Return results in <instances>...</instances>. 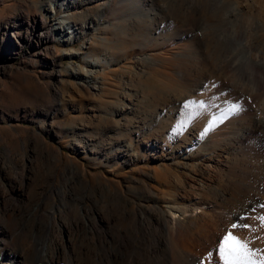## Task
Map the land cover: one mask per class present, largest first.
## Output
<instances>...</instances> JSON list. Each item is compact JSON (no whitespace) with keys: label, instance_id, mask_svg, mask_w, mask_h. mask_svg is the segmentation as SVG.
<instances>
[{"label":"rangeland","instance_id":"obj_1","mask_svg":"<svg viewBox=\"0 0 264 264\" xmlns=\"http://www.w3.org/2000/svg\"><path fill=\"white\" fill-rule=\"evenodd\" d=\"M47 1L0 0V211L3 223L19 230L7 235L10 250L25 253L31 244L35 251L25 264H63L77 257L76 249L99 246L102 230L139 236L143 228L154 230L156 215L170 214L175 204L186 212H176L182 224L173 244L190 252L177 256V264H221L218 248L229 231L264 259V122L259 140L237 150L233 174L196 155L187 131L193 124L205 130L208 121L195 118L201 111L194 100L202 96L206 115L221 110L218 122L226 130L264 118V69L262 88L252 92L234 67L245 60V44L252 56L263 54L264 0H155L165 7L167 30L180 29L183 61L171 58L169 34H156L141 18L147 1L113 0L117 16L102 15L105 24L86 28L83 37L38 39L34 32L59 22L47 14H65ZM82 4L66 13L81 14L77 26L97 22L98 2ZM110 60L111 69H104ZM77 71L95 76L94 88ZM188 83L200 92L184 108L170 96ZM233 105L239 110L230 111ZM136 124L141 129L130 130ZM125 152L134 158L126 160ZM143 257L145 264H162Z\"/></svg>","mask_w":264,"mask_h":264},{"label":"bare ground","instance_id":"obj_2","mask_svg":"<svg viewBox=\"0 0 264 264\" xmlns=\"http://www.w3.org/2000/svg\"><path fill=\"white\" fill-rule=\"evenodd\" d=\"M82 1L98 2V5H99L98 8H99L100 14L98 13L99 16H97V22H95L94 24H91V21H89L90 23L83 21L81 26H77V21H78L77 17L79 16L80 13H77V14L66 13L69 10H71L73 7L82 6L83 5ZM112 1L113 0H48L47 4L51 8H55V6H57L58 10L65 11V14L60 15V17L58 15L56 16V14H47V17H49V16L53 17L50 19H53V20L59 19L58 20L59 22H57L55 24L56 28L51 26L46 31V33H43L41 31L39 33L34 32L33 34L38 36V39H42L43 37L48 38L50 36H56L58 34H60L61 36H64V37L66 36L68 38V40H72L73 38L76 39V38L83 37L86 35V32H87L86 28H88L90 26H94L93 28L95 30V29H98V27H99L98 25H100V24L104 25L105 24V23H103L104 18L102 21L100 19L102 15H105L108 12L109 15H112L111 17L117 16V13H116L117 10L112 6ZM144 1H145V3H146V1H147V3H149V6L147 8L148 14H145L141 18L144 21H146V20L149 21L148 23L151 24V26H152L151 28L155 32L157 30L156 34L160 35L162 32H165V34H167L166 36H168V34H169L168 39L171 40V41L169 40V44L171 43L172 46L169 45L168 47L172 48V53L174 54V56H172L171 58H176V59L182 58V61H183V59L185 58V53L182 54L179 51V50L183 51V49H182L183 43L178 42V39L181 38L180 29L178 28V26H176L174 24L175 25L174 28L168 29L169 31L167 30V27H165L166 26V24H165L166 14L163 13V11L165 10V7L163 4H159L155 0H144ZM186 10H188V9H186ZM175 14L177 15V13H175ZM81 17H83V16H81ZM193 17H194V15L192 16V18ZM192 18L190 17V19H192ZM41 19H42V27H43V25L46 21L43 17H41ZM35 21L36 20H34V22ZM105 21H106V23H108V25L114 26L113 21H111L110 19L105 20ZM96 23H98V24L95 26ZM168 28H170V27L168 26ZM11 33L21 35L20 34L21 32L15 31V30H13V31L11 30ZM184 33H186V32H184ZM241 44L243 46L244 43L241 42ZM200 46L201 45H199V47ZM245 46L247 47L248 51H247V53L246 52L243 54L241 53V56H240L241 58H245V60L242 59L244 62L242 60L239 62L234 61L236 63L238 62L234 66V67L237 66L236 68H238V70H236L235 72L238 75L239 80H241V81L246 80V82L250 84V88H251L252 92H257L262 88V85H263L262 84L263 83L262 82L263 77H261L262 74L259 76V72L262 69H264V51L262 50V52H263L262 55H260L261 53H259V54H256L255 56H252L251 52H250L251 48L247 44H245ZM239 47H240V45H239ZM237 56H239V55H237ZM231 57H233V56H231ZM90 58L91 59H90V61H88V63L90 65H96V63L94 62L95 61L94 58H92V57H90ZM245 65H247V66H245ZM111 66H112V62L110 60V61H108V63H106V65L103 68L105 69L108 67L111 69ZM74 74L77 77H79L80 80L87 81L88 83L93 84L92 85L93 88L96 85V77L88 75L87 71L82 72V73L77 71ZM177 75L180 78H183L182 72H178ZM185 87L187 90H185L184 92L180 91L181 93H179V95L176 96V94H175V96H170L171 101L172 100L178 101L179 105L184 107V108H185V105L189 103L190 95L193 92L199 91V88L196 86L189 87V83H188V85L185 84ZM205 102L208 103V100L206 101L205 96H202V97L194 100V103L196 105H198L197 109H199L201 111V113H200L201 115L199 114V112H198V115L202 117V118L197 117V115H195V118H199L200 120L203 119L204 121L205 120L208 121V123L205 124L204 132L203 131H197V127L193 126L194 125L193 124L192 126H190L189 130H187L189 134H192V139H189L187 137V135H183V137L185 140L189 139L190 142L197 144L194 153L196 155L203 157V158H201L202 160L205 161L206 159H208L210 161H214L216 164L222 165V168L227 173H230V174L236 173V169H237L236 168L237 167L236 166V155L238 153L237 150L242 151V150L246 149V144H249L251 142V139H254L256 142L259 140L260 136H258V134H259V132L263 126L264 118L258 119L256 122H253L250 126L241 125L242 123L236 125L233 122L234 125L227 127V130H226V128H225L226 126L223 128L222 124L218 122V118L221 114V110H218V111H215L214 113H210L209 115H206V109L204 108V104L207 105V103H205ZM186 111L183 112L184 115H186L185 114ZM216 123H218L219 125H217ZM211 128H212V130H211ZM217 128H219V129H217ZM139 129H141L139 124H136V125L132 126L130 130L138 131ZM172 133L173 132L170 131V132H168V135H170ZM121 155L123 158H126V160H131L134 158V155L132 156V154H128L127 152L121 153ZM243 183L246 184L245 182H243ZM18 189H19V187H18ZM52 189L55 191L54 186H52ZM3 197H5V195ZM38 207H40V206H38ZM169 207L171 208L170 214L167 215V213H159L156 215L155 222H156L157 227L154 230H151L152 232L149 231L148 228H143L142 235L139 236L136 233V231H131V230L122 231L120 229H115L112 232L107 231V230H102L101 235H100L101 236V238H100L101 243L99 246H95V245L92 246V244L91 245L85 244L86 246L79 248L81 246L80 245L78 247L79 249H76L77 257L70 258L69 260H67L69 258V257L67 258V256H69V255H67L66 256L67 259L65 260V263H63V264H145V260H144L143 256H150V257L156 258L158 261H162V264H177V262H176L177 256L187 255L190 253L188 251L187 247L182 246L181 248H175L176 245L173 244V240L175 239V237H177V235L180 234L178 227L182 224V221H181L182 218H179V214H176V212L180 211V214H183L186 212V209L183 207H180L179 205H175V204H171ZM1 212L2 211H0V264H25L27 257H31V259H32L33 252L35 251L34 249L36 246H34V245L32 246L31 244H29L28 247L25 246L26 249L24 251L26 253V256H25L24 252H21V251L19 252V250H17V251L15 249L10 250V247L8 245L7 235H9V234L13 235V232L16 233V230L17 231H19V230L16 229L17 228L16 225L13 227L12 230L10 228H8L7 225L3 223L4 221H2L3 216L1 214ZM51 213H52V215L49 218L47 225L52 227V223H53V219H54L53 211H51ZM41 217H43V216H41ZM45 218H47V217H45ZM3 219H4V217H3ZM18 219H20V218H18ZM122 219L125 221L129 220V219H127V217L125 215L122 217ZM27 220H29V219H27ZM106 221H108V220L106 219ZM44 222H45V220H44ZM152 236L154 237V239H152L153 238ZM58 237H61V235ZM136 238H137V240L139 239L140 245H136L134 243V239H136ZM32 239L35 240V238H33V237H32ZM56 243H57V241H56ZM46 248H47L46 241H41L39 243V246H38L39 255L44 256L46 254ZM74 251H75V249H74ZM38 253L36 254L37 257H38ZM135 254H137V255L141 254L142 257H136ZM199 256L200 255H198V254L196 256H194L195 259L197 260V262H199V259H198ZM205 264H214V263H213V261L207 259L205 261Z\"/></svg>","mask_w":264,"mask_h":264},{"label":"snow or ice","instance_id":"obj_3","mask_svg":"<svg viewBox=\"0 0 264 264\" xmlns=\"http://www.w3.org/2000/svg\"><path fill=\"white\" fill-rule=\"evenodd\" d=\"M189 107L188 104L185 105ZM239 106L233 105L230 111H238ZM261 207H264L262 205ZM262 226H264V216L259 217ZM236 228L237 225H233ZM248 227V225H243ZM221 264H264V259L254 258V253L248 248L247 242L242 241L229 231L221 240L218 248Z\"/></svg>","mask_w":264,"mask_h":264}]
</instances>
